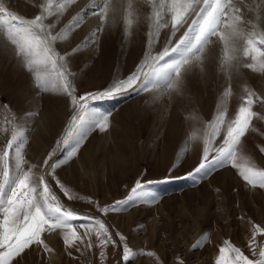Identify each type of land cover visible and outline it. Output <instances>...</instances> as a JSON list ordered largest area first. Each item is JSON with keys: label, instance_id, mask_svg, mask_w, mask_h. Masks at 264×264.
<instances>
[{"label": "snow or ice", "instance_id": "snow-or-ice-1", "mask_svg": "<svg viewBox=\"0 0 264 264\" xmlns=\"http://www.w3.org/2000/svg\"><path fill=\"white\" fill-rule=\"evenodd\" d=\"M76 3L77 0H62L58 9L67 10ZM39 7L42 10L38 15L25 19L0 4V42L12 50L20 66L31 74L37 94L67 97L71 113L61 137L41 164H30L25 159L28 136L20 118L0 128V133L6 137L0 146V264H25L28 253L37 248L52 253L43 234L56 232L63 234L66 250L82 253L100 248L102 264L108 247L120 253L116 264H133L141 255L155 256L142 248L134 250L127 236L119 231L113 234L99 218L68 207L56 194L48 177L55 180L68 201L80 198L56 178L55 172L77 156L93 131L103 133L109 129L113 113L102 111L96 106L97 102L134 98L143 93L158 94L157 98L169 100L181 96L188 77L205 71L208 52L214 45L220 49L219 66L226 83L221 86L217 113L205 125L200 137L199 162L183 178L197 186L214 172L230 166L249 188L264 189V168L256 167L244 155L247 135L257 131L253 120L258 118V113L253 107L256 104L264 107V96L245 86L234 117L226 119L227 101L234 95L232 80L244 69L264 75V0H92L90 6H80L71 21L59 30L56 21L48 20L53 15L59 20L62 14L53 11L52 0ZM89 17H94L97 23L84 38V45H98L102 35L114 28H120L123 38L135 40L141 28H146V49L127 77H117L102 89L80 94L76 74L69 70L66 54L57 50V42L81 29ZM164 29L167 31L163 46L153 54ZM84 45H77L71 51L77 53ZM25 111L32 118L38 115L32 110ZM58 152L62 155L49 164ZM260 152L264 153V147ZM179 166V161L174 163L164 181L144 182L138 178L125 198L110 205L100 207L91 198L87 203L105 215L127 212L139 205H155L162 198L151 185L167 182ZM249 224L248 247L257 258H250L241 248L225 240L218 248L215 264H264V245L256 241L258 235L264 236V226L251 221ZM207 240L204 234L191 248H201ZM68 255L72 256V252L68 251ZM175 260L176 264H186L180 256Z\"/></svg>", "mask_w": 264, "mask_h": 264}, {"label": "rangeland", "instance_id": "rangeland-1", "mask_svg": "<svg viewBox=\"0 0 264 264\" xmlns=\"http://www.w3.org/2000/svg\"><path fill=\"white\" fill-rule=\"evenodd\" d=\"M61 2L52 0L53 11L62 13L59 20L56 15L48 17L49 21H56L57 30L71 21L80 6H90L92 0H77L67 10L58 9ZM45 3L47 0H0V4L9 11L25 19L38 15L42 10L39 6ZM96 23L94 17H89L81 29L69 33L66 40L57 42V50L66 54V59L70 61L69 70L76 74L75 83L80 94L102 89L117 77H127L146 49V28H141L135 40L123 38L120 28H114L102 35L98 45H84V38ZM166 31L161 30L153 54L161 50ZM77 45L84 46L73 53L71 50ZM219 56V46H211L205 71L190 75L184 94L171 100L157 98L158 94L143 93L135 98L97 102L98 108L113 115L109 129L103 133L93 131L77 154L86 145L87 150L94 152L97 158L92 170L86 168L87 171H84L86 164L76 156L70 161L74 171H70V167L65 168L69 162L55 172L56 178L80 198L73 201L63 199L55 180L48 177L54 191L68 207L83 215L99 218L113 234L116 231L123 233L134 250L142 248L145 252L155 253V256H138L133 264H176V256L182 257L186 264H215L218 248L225 240L241 248L250 258H257L248 247L251 235L249 221L264 226V189L249 188L230 166L214 172L197 186H192L190 179L183 178L199 162L202 151L200 137L205 125L214 119L221 103V86L226 83V78L220 70ZM245 86L264 96V75L244 69L232 80L234 95L227 101L226 119L234 117ZM132 100L137 104L134 110L127 109V112L122 106ZM45 107L48 126L43 123L42 127L40 112ZM25 110L35 111L38 115L29 117ZM253 110L258 113V118L253 120L257 131L247 135L244 155L256 167L264 168V153L260 152V148L264 147V107L256 104ZM70 113L67 97L53 93L37 94L31 74L20 66L12 50L0 42V128L8 126V121L20 118L21 127L28 136L24 153L30 164H41L55 147ZM50 130L52 133L42 138L43 143L39 142V146L43 145L42 150L35 153V147L32 154L30 139L36 132ZM193 135L195 138H192ZM5 139V134L0 133V146ZM115 139L123 151L116 167L111 158ZM60 155L58 152L53 156L49 164ZM177 161L180 166L171 173L172 178L151 185L152 190L162 198L155 205H139L127 212L105 215L87 203V199L91 198L104 207L123 199L138 178L144 182L164 181L169 176V168ZM69 178H72L70 184ZM78 231L83 232L82 229ZM204 234L208 236L204 246L192 249L191 246ZM43 238L53 249L52 253L37 248L28 253L25 264H102L101 249L98 247L80 253L64 248L61 232L44 233ZM256 241L258 245H264V236L258 235ZM68 251L72 252V256L68 255ZM105 254L103 264H116L120 255L112 247H108Z\"/></svg>", "mask_w": 264, "mask_h": 264}, {"label": "bare ground", "instance_id": "bare-ground-1", "mask_svg": "<svg viewBox=\"0 0 264 264\" xmlns=\"http://www.w3.org/2000/svg\"><path fill=\"white\" fill-rule=\"evenodd\" d=\"M25 90V89H24ZM25 94V93H24ZM135 98V97H134ZM129 99V98H128ZM39 101V100H38ZM34 103V102H33ZM36 104H39L38 102L36 103ZM136 104H137V102L135 101V100H132L130 103H128V104H125V106H126V108H125V106H122V108H124V109H128L129 111L130 110H134V106H136ZM37 110V109H36ZM128 110H127V112H128ZM46 107H45V109H43L42 110V112H40L41 113V115H40V118H41V121H42V127H43V123L45 124L44 126L46 127V126H48V124H46V122H45V120H46ZM126 112V111H125ZM116 114V113H115ZM123 117V116H122ZM40 122V121H39ZM41 124H40V127H41ZM38 127V126H37ZM44 127V129H46ZM50 128H51V126H49ZM37 130V129H36ZM47 130V129H46ZM42 132V131H41ZM41 132H36V134L30 139L31 141L29 142V146L31 147L32 146V149H31V152H32V154H33V148H35L36 147V149H35V153H37L38 152V150H42V148H43V145H41V146H39V142H41V143H43L42 142V138H45V137H47V136H49L52 132H51V130L50 131H43L44 133H41ZM55 137V136H54ZM114 138V137H113ZM114 144H113V146H112V151H111V158H113V160H114V164H115V167H116V165H117V162L119 161V159L122 157V150H121V148L118 146L119 144H118V142H117V140L115 139L114 141ZM87 145L82 149V151L80 152V154L77 156L78 157V159H79V161H82V162H84L85 164H86V167H83V169H85L84 171H87L86 170V168L88 169V171H91L92 169V167H93V165H94V161L96 160V158H97V156L95 157V155H94V152H92L91 153V150L90 149H88L87 150ZM124 154V153H123ZM27 158V157H26ZM72 162V161H71ZM71 162L68 164V165H66V167L65 168H69L70 167V171H74V168H73V164L71 165ZM82 162H80V164H82ZM79 164V165H80ZM104 165V164H103ZM82 166H84V165H82ZM105 166V165H104ZM103 166V167H104ZM60 170V169H59ZM114 170V169H113ZM72 174V173H71ZM73 175H75V174H73ZM74 177V176H73ZM70 179H72V178H69V180H68V183L70 184ZM63 199H65V200H67L66 198H64V196H63ZM68 201V200H67Z\"/></svg>", "mask_w": 264, "mask_h": 264}]
</instances>
